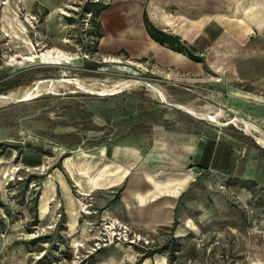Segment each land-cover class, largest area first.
Returning <instances> with one entry per match:
<instances>
[{
	"label": "rangeland",
	"instance_id": "rangeland-1",
	"mask_svg": "<svg viewBox=\"0 0 264 264\" xmlns=\"http://www.w3.org/2000/svg\"><path fill=\"white\" fill-rule=\"evenodd\" d=\"M42 1L45 6L0 0V95L13 94L19 99L41 81L39 94L33 97L0 100V142L7 145L0 154V198L9 210L5 214L0 208L5 218L0 226V264H33L41 256L50 259L48 264H92L94 259L96 264H103L102 259L115 261L113 264H138L145 251L161 246V233H154L158 245L147 250L122 243L103 244L100 230L108 218L89 221L86 216L95 210V197L78 192L79 214L90 226L86 231L92 233L87 239L71 237V207L62 200V192L53 196L44 210L38 205L41 221L33 225L28 207L38 184L31 182L22 192V184L8 187L7 183L36 173L41 186L49 178L52 164L66 151L138 141L155 126L188 127L199 121L241 135L243 159L251 156L250 148L256 150L252 156L262 164V178L251 180L250 190L243 188L241 175L221 181L219 190L226 203L219 207V231L196 237L194 245L183 252L190 257V264H264V146L254 136L264 135V113L258 118L244 113L240 105L229 106L224 89L225 84H235L264 93V17L254 21L243 40L229 42L224 70L214 72L205 67L203 75L168 74L124 53L92 50L90 24L86 27L81 11L86 0ZM26 13L34 15L36 21L31 23ZM48 49L61 53L49 55ZM73 79L80 84L71 82ZM123 80L130 83L118 86V91L109 90ZM145 81L158 87L166 101L210 112L217 115L218 123L171 107L145 86ZM235 118L247 119L259 130L249 133L241 122H234ZM28 146L43 154L42 167H26L18 159V151ZM69 160L71 156L63 158L61 164ZM228 182L234 183L236 190L228 188ZM40 235L50 240L31 241ZM157 262L168 264L166 251L153 253L150 263Z\"/></svg>",
	"mask_w": 264,
	"mask_h": 264
},
{
	"label": "crops",
	"instance_id": "crops-1",
	"mask_svg": "<svg viewBox=\"0 0 264 264\" xmlns=\"http://www.w3.org/2000/svg\"><path fill=\"white\" fill-rule=\"evenodd\" d=\"M20 1L27 6L44 5L42 0ZM144 10L156 26L194 45L204 62L193 61L152 39L143 23ZM261 16L264 0H109L97 17L102 31L97 50L122 52L168 74L203 75L205 67L220 72L228 57L225 48L229 42L243 40ZM224 89L229 106L240 105L244 113L263 118L264 93L235 84H225ZM242 140L241 135L222 126L199 121L188 127L155 126L138 141L76 147L66 151L69 153L63 158L71 156L66 164H52L49 178L40 186L38 205L44 210L47 202L62 192V200L71 207V237L87 239L90 226L82 222L76 195L90 194L95 197V210L86 216L89 221L96 217L118 219L161 233L162 244H170L174 238L178 250L170 264H190L183 250L194 245L196 237L219 231V207L226 203L220 182L237 175L252 181L262 178V164L252 156L256 150L250 148L251 156L243 159ZM22 155L41 159L31 168L44 164L43 154L38 150L34 153V148L28 147ZM228 188L236 190L231 182ZM153 253L138 264H151ZM96 262L94 259L92 264Z\"/></svg>",
	"mask_w": 264,
	"mask_h": 264
},
{
	"label": "trees",
	"instance_id": "trees-1",
	"mask_svg": "<svg viewBox=\"0 0 264 264\" xmlns=\"http://www.w3.org/2000/svg\"><path fill=\"white\" fill-rule=\"evenodd\" d=\"M106 6L104 2H99V1H86L82 5V13L85 11H90L91 12V17L89 19L90 21V28L88 29V34L93 38V45H92V50L96 51L97 50V43H98V38L101 36L102 31L100 24L97 20L99 12ZM47 10H45L46 12ZM66 19L71 21L73 18L71 16H66ZM143 23L145 26V29L149 36L157 41L158 43L165 45L169 47L172 50L181 52L185 54L189 59L197 62H204V57L197 52L196 47L192 44L187 43L185 40H182L181 37L175 33L167 32L160 27L156 26L153 21H151L146 13V11H143ZM117 53H122V52H117ZM142 60V59H139ZM7 147V145H6ZM5 144L3 145L0 142V154L3 153L5 150ZM29 147V146H28ZM69 152H64L60 157L59 160L53 164V166H60L61 159L68 155ZM18 159L22 161V164L25 165L26 167H31L36 164L41 163V159L37 156H26L22 155V151H18ZM37 178H40V175L36 173H29L24 176H21L19 179L16 181H9L7 183L8 187H13L15 184H22V192H24L27 188L28 185L33 182L34 185L38 184V188L34 191V195L32 196V202L31 205L28 207L29 210L32 213V224L37 225L40 223V218L38 217V201H39V195H40V181H38ZM42 178V176H41ZM251 180H245L244 181V186L247 188L251 189ZM22 199L19 200V203H22ZM0 208H2L5 212V214L9 213V210L7 208L6 203L3 202V200L0 198ZM5 223V218L4 216L0 213V226H2ZM63 228L65 226H62ZM59 226L57 225V229ZM46 235H40L37 236L36 238H33L31 241H38V242H43L47 241L50 239H46ZM169 243H163L161 246L157 249L154 250H148L143 253V257H147L151 255L154 251H164L167 250L168 252V264H170L174 259H175V251L178 250V242L174 239L171 238ZM53 243V242H52ZM59 243H62L61 240H59ZM50 259L47 258L46 256H41L40 258L36 259L33 264H48Z\"/></svg>",
	"mask_w": 264,
	"mask_h": 264
},
{
	"label": "built area",
	"instance_id": "built-area-1",
	"mask_svg": "<svg viewBox=\"0 0 264 264\" xmlns=\"http://www.w3.org/2000/svg\"><path fill=\"white\" fill-rule=\"evenodd\" d=\"M86 1H99V2L104 1V3L106 2L105 0H86ZM26 14L29 15L27 16V18L30 20L31 23L33 21H36L34 15L28 13ZM83 15H84L83 21L87 27L90 24L89 19L91 17V12L85 11ZM88 41L90 43V46L92 47L94 42L91 36ZM90 52L91 51H89V53ZM200 173L201 172H198V174ZM100 233L103 234L102 237L103 244L122 243L130 246H140L142 248H145V250L152 249L154 246L158 245V242H156L157 236L154 234L157 232L139 229L129 223L122 222L114 218H108L103 220ZM98 239L100 238L98 237Z\"/></svg>",
	"mask_w": 264,
	"mask_h": 264
},
{
	"label": "bare ground",
	"instance_id": "bare-ground-1",
	"mask_svg": "<svg viewBox=\"0 0 264 264\" xmlns=\"http://www.w3.org/2000/svg\"><path fill=\"white\" fill-rule=\"evenodd\" d=\"M47 54L49 55H59L61 52L57 49H48L46 51ZM71 82H74L75 84H80L77 80H71ZM45 83V82H44ZM130 82L128 81H120L118 82L117 84H115L114 86H112L109 90L111 92H114V91H118V86L120 87H123V86H126L128 85ZM136 83V82H135ZM149 83V82H148ZM36 85L31 87V88H28L27 90H25L22 94H21V97H33L35 94H37L40 90V84H41V81H36L35 83ZM150 86H148L149 89H151L153 92H155L162 100L163 99H166L165 98V95L164 93L158 88L156 87L155 85L149 83ZM50 85V84H49ZM32 86V85H31ZM47 88V87H46ZM46 90V89H45ZM44 90V91H45ZM108 90V89H106ZM23 91V90H22ZM150 91V90H149ZM39 94V93H38ZM20 95V94H19ZM18 96V95H17ZM19 97V96H18ZM16 97L13 96V94H5V95H0V100H11V99H15ZM183 108H185L186 110L190 111L192 114H194L195 116H199V117H202V118H206V119H209V120H212V121H215V122H218V117L217 115H212L210 114V112H206V111H198V110H195L187 105H184V104H180ZM234 122H241L242 123V127L249 133H254L255 131L259 130L258 127L248 121L247 119H243V118H235L234 119ZM257 134V133H256ZM254 134L256 140L262 144L264 146V135L261 134V135H256Z\"/></svg>",
	"mask_w": 264,
	"mask_h": 264
},
{
	"label": "water",
	"instance_id": "water-1",
	"mask_svg": "<svg viewBox=\"0 0 264 264\" xmlns=\"http://www.w3.org/2000/svg\"><path fill=\"white\" fill-rule=\"evenodd\" d=\"M144 85L145 86H150V84L148 83V82H144ZM102 94H107L106 92H104V93H102ZM28 97H26V98H24V97H22V98H19V99H11V100H23V99H27ZM30 98V97H29ZM163 101L165 102V103H167L168 105H170L171 107H174V108H178V109H181V110H184V111H186L187 113H189V114H192L190 111H188V110H186L185 108H183L179 103H174V102H168V101H166V99H163ZM192 115H194V114H192ZM218 123V122H217ZM219 124H224V123H222V122H220Z\"/></svg>",
	"mask_w": 264,
	"mask_h": 264
}]
</instances>
